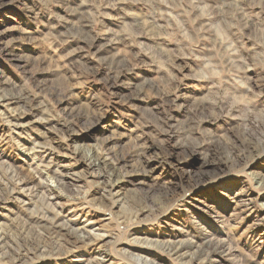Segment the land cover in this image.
<instances>
[{
	"label": "rangeland",
	"instance_id": "obj_1",
	"mask_svg": "<svg viewBox=\"0 0 264 264\" xmlns=\"http://www.w3.org/2000/svg\"><path fill=\"white\" fill-rule=\"evenodd\" d=\"M0 95V264H264V0H0Z\"/></svg>",
	"mask_w": 264,
	"mask_h": 264
},
{
	"label": "bare ground",
	"instance_id": "obj_2",
	"mask_svg": "<svg viewBox=\"0 0 264 264\" xmlns=\"http://www.w3.org/2000/svg\"><path fill=\"white\" fill-rule=\"evenodd\" d=\"M80 18V17H79ZM79 24V23H78ZM12 93V92H11ZM21 94V93H20ZM19 94V95H20ZM26 95V94H25ZM19 97V96H18ZM26 96H21V99H24ZM16 99H19V98H10L8 95H0V105H9V104H12ZM28 99V98H27ZM14 100V101H13ZM23 101V100H22ZM15 103V102H14ZM16 108V107H15ZM13 110V109H12ZM16 111V109H15ZM8 112V111H7ZM22 116V115H21ZM5 117V116H4ZM8 117V116H7ZM9 118V117H8ZM18 120V119H17ZM12 122V121H11ZM27 123V122H26ZM31 123V122H29ZM63 123V122H62ZM69 123V122H68ZM21 125V124H20ZM65 125V124H64ZM67 125V124H66ZM17 126L18 123H17ZM44 132V131H43ZM41 142V141H40ZM84 152L86 153V155L88 156L89 160H90V165L94 166L95 168H97L98 170H100L98 173H94L93 175L96 176L97 178H99L98 180V183H101L104 182L105 183V190L108 192L109 191V195H112V192L114 190V188H117V191L114 192L115 194V197L117 198L115 203L117 204H111V209L113 207H118L123 210L124 207L127 205L125 204V198H122V197H119V194L121 192V189H122V186H121V183H122V179L119 177L120 175H117V170L115 168H110L111 167V164H109V160L107 157H100L98 159L100 160H94L93 156H92V153H91V150L90 149H85ZM252 156V155H251ZM93 157V158H92ZM111 162V161H110ZM49 166V165H48ZM109 168V169H108ZM119 168V167H118ZM102 169H106L104 171H101ZM45 173V172H44ZM119 173V172H118ZM261 174V173H260ZM253 175V174H252ZM263 175V174H262ZM47 176H51L49 175V172L47 173ZM13 179V178H12ZM41 179V178H40ZM256 182H257V187H262L264 186V175L262 177H256ZM46 181V180H45ZM56 185V184H55ZM63 188V187H62ZM51 190V194H55L57 196L58 199H61V195L60 192H56L53 191V188L50 189ZM84 194V193H83ZM53 195V196H55ZM108 195V196H109ZM261 197L264 198V192H261L260 193ZM48 196V195H47ZM66 197V196H65ZM49 198V197H48ZM56 198V197H55ZM82 198V197H81ZM112 199H115V198H112ZM42 201V200H41ZM128 201V200H127ZM262 205L264 206V202L262 203ZM139 209V208H138ZM124 212V211H123ZM147 213H150L152 212V208L151 207H147V208H143L142 210H140L139 212H137V215L135 214H125L123 213L122 216H125V217H137L139 215H145ZM149 215V214H148ZM57 216V215H56ZM32 217H34V214L32 215ZM121 217V216H120ZM38 219V218H37ZM39 219H42L39 217ZM111 222L112 220L109 218L107 222L103 223L102 226H109L111 225ZM45 224H42L41 226H44ZM47 231L50 233V235L52 236H55V237H58V239H61L62 237L64 238H68V240H70V244L71 246L69 245V249L72 250V248H76V247H79V244L81 243L83 246H88L91 242H88V240L84 237H81L80 234L76 233L75 231L69 229V228H66L63 226V224H60V223H56L55 222V219L53 220V222L50 223V225H47ZM42 232V231H41ZM69 235V237L67 236ZM111 232L108 234V236H100L99 238H96V239H93L94 241L93 242H96V240L99 242V243H104L106 240H109L111 238ZM131 235L133 236V239L135 240V242L137 243H140V242H143V243H151L152 241L149 239L148 236H145V237H141L139 231L137 229H133L131 230ZM150 235V234H149ZM203 236V235H202ZM214 238V237H213ZM213 238H210V237H207L205 236L204 240H203V243L200 242L201 245H199V248L194 251V252H190L192 250V244L190 245L188 242L185 243L184 242H181L175 246H173V249L171 250L173 252V254H175L178 258L180 259H187L186 262H184L185 264H194V258L195 259H198L199 258H203V261L202 262H210L209 264H217V263H222L223 260H225L226 258V255H227V242L225 241H221V240H217V239H213ZM91 241V240H90ZM160 241V240H159ZM134 242V243H135ZM166 242V241H165ZM164 242V243H165ZM171 242V241H170ZM193 242V241H192ZM169 243V242H168ZM176 243V242H175ZM163 245V244H162ZM167 245V244H166ZM63 246V245H62ZM158 246V245H157ZM126 249V248H125ZM166 250V249H165ZM132 254L134 252H132V250L130 251ZM139 253H135L133 254L135 257H137L140 262L144 263V264H152L151 262V258H149L148 256L146 255H143L144 251H139ZM21 255V254H20ZM133 255H130L133 257ZM16 256V255H15ZM19 256V255H18ZM104 256V255H103ZM190 256V257H189ZM27 257V256H26ZM98 257V256H97ZM35 258V257H34ZM101 258V257H100ZM99 258V259H100ZM105 257L102 258V260H100V263L104 262ZM137 258L135 260H137ZM24 259V257H18L17 259H13L12 262L13 264H22V260ZM96 259V258H95ZM94 259V260H95ZM153 260V259H152ZM244 262L245 263H249L248 259H245L244 258ZM107 261V260H106ZM153 262H156L155 260ZM239 262V261H238ZM24 264H28L27 261L24 262ZM159 264V263H158ZM223 264V263H222ZM232 264H236V263H233ZM238 264V263H237Z\"/></svg>",
	"mask_w": 264,
	"mask_h": 264
}]
</instances>
